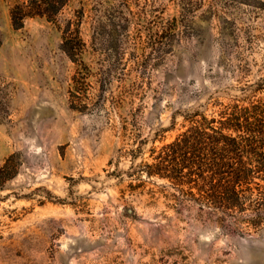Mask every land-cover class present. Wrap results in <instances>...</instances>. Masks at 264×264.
Masks as SVG:
<instances>
[{"label": "rangeland", "instance_id": "374dc122", "mask_svg": "<svg viewBox=\"0 0 264 264\" xmlns=\"http://www.w3.org/2000/svg\"><path fill=\"white\" fill-rule=\"evenodd\" d=\"M15 1L0 0V167L12 154L18 164L0 182V264H264V229L229 236L186 213L185 192L141 173L184 130L182 115L264 75V0H202L162 53L151 30L177 10L147 6L122 60L91 48L98 0H70L61 23L84 11L83 59L93 69L106 59L112 75L104 101L91 81L82 112L69 106L75 65L58 24L35 17L14 30ZM102 1L117 24V0Z\"/></svg>", "mask_w": 264, "mask_h": 264}, {"label": "trees", "instance_id": "16d2710c", "mask_svg": "<svg viewBox=\"0 0 264 264\" xmlns=\"http://www.w3.org/2000/svg\"><path fill=\"white\" fill-rule=\"evenodd\" d=\"M69 1L17 0L9 16L14 30L21 29L26 19L35 17L58 24L62 34L61 50L75 65L69 106L82 112L90 100L91 81L97 84L101 93L98 97L104 101L112 75L106 59L95 69L83 59L88 51L80 32L84 11H78L74 19L61 23L62 11ZM169 1L176 8L177 16L166 21L157 17L150 33L154 50L159 53L181 39L182 21L186 16L192 18L203 7L202 0ZM163 2L152 0L149 4L146 0L139 12H133L131 6L137 7L138 0H117L118 23L112 25L107 22L104 1L98 0L93 28L96 37L92 39L91 48L96 41L98 50L106 58L110 46L118 60H122L131 37V26H136V37L140 14L147 6L156 11L165 8ZM205 11L211 17L215 14L212 5ZM110 28L112 30L108 31ZM105 36H111V40ZM237 70L244 75L248 71L243 66ZM220 93L217 97L209 95L198 108L182 115L184 130L173 141L152 149L153 162L142 165L141 173L148 179L166 180L172 189L185 192L186 213L196 219L229 236L250 234L264 229V75L239 87H225ZM14 159L15 154H12L4 160L0 182L16 175L18 164Z\"/></svg>", "mask_w": 264, "mask_h": 264}]
</instances>
